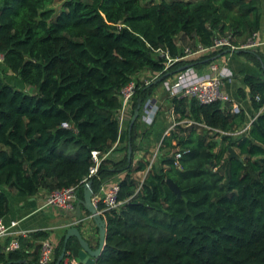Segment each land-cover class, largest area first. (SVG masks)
I'll list each match as a JSON object with an SVG mask.
<instances>
[{"label": "trees", "instance_id": "trees-1", "mask_svg": "<svg viewBox=\"0 0 264 264\" xmlns=\"http://www.w3.org/2000/svg\"><path fill=\"white\" fill-rule=\"evenodd\" d=\"M57 1L62 3L59 11ZM263 4L0 0V217L10 209L6 188L17 196H33L78 185L83 198L87 182L98 193L104 182L124 173L123 204L105 212L106 246L95 264H264L263 76L244 75L257 116L243 132L233 134L249 121L242 109L232 111V102L202 104L168 95L178 124L162 139L161 162L149 168L141 138L149 136L150 127L139 116L131 133L129 126L125 130L123 159H103L90 176L92 152L103 156L115 151L122 87L137 78L142 83V73L162 72L167 59L158 52L177 58L186 47H211L227 35L236 46L246 44L263 27ZM240 52L264 64L263 54ZM194 62L177 61L163 76ZM9 72L35 92L8 82ZM142 84L134 108L162 82ZM231 148L238 157H230ZM139 151L145 155L135 162ZM177 152L182 153L179 165ZM138 172H146L142 182ZM169 178L181 196L169 187ZM32 237L40 241L49 234L38 231ZM64 241L63 236L51 264ZM20 242L19 250L0 254V264L28 257L24 246L29 239L20 237ZM79 249L78 239L70 238L67 251L77 255ZM31 254V264H39L40 244Z\"/></svg>", "mask_w": 264, "mask_h": 264}, {"label": "built area", "instance_id": "built-area-1", "mask_svg": "<svg viewBox=\"0 0 264 264\" xmlns=\"http://www.w3.org/2000/svg\"><path fill=\"white\" fill-rule=\"evenodd\" d=\"M260 30L255 32L253 36L249 39V41L241 46H236L232 41L230 35L220 36L216 39L213 46L204 48L200 47L202 50H208L211 48H216L218 50L224 49H232V50H241V49H249L253 46L257 45V39H259ZM192 49L190 47H186L184 53L186 52L188 55L192 53ZM234 52V51H232ZM161 56L167 59V64L162 72L157 74L150 75V77L145 78L144 80L140 79L144 85H149L154 81H157L160 77H164L163 73L166 72L174 63L177 61L183 60L184 56H180L177 58H172L169 56L168 52L162 51L158 52ZM3 60V55L0 54ZM181 69V68H180ZM177 70L172 76L163 78L162 85L164 89L168 92V95L173 97H188L195 98L202 104H210L217 101L223 102H232L230 96L225 93L224 84L226 81V77L229 76V69L224 66L220 68L218 64L213 63L211 66L209 65V69L207 71H201L196 69L194 66H188L185 69ZM211 71H214L213 74ZM144 81V82H143ZM139 83L138 78L131 80L128 84L122 87L120 91V99L122 102V108L119 112V129L121 137L122 133L127 129L130 125V121L133 117L134 111L136 108L134 105V98L137 94L138 89L143 85ZM257 100H260L259 96H256ZM140 117L144 124L151 126L161 108V102L156 98V96H150L145 101L140 102ZM241 107L238 104H232L233 112H240ZM171 114L173 118V122L166 129L165 135H170L172 130L178 124L176 121V114L173 109H171ZM255 118L251 119L247 126L241 130L237 131L234 134H239L246 130L251 122ZM189 123H194L189 120ZM63 125L65 127H70V123L64 122ZM224 133L223 131H220ZM161 145H159L160 148ZM158 148V149H159ZM93 159L95 161V166H93L90 170V176L96 174L98 172V167L103 159H105L106 155L99 156L98 151L92 152ZM182 153H176V164L179 165L178 160L180 159ZM157 158V154L150 159L149 168L155 162ZM120 181H112V182H104L98 193H95L92 200L93 203L97 206L102 204L103 207L101 209L98 208L99 212L103 214L105 217V212L110 210H117L123 204V201L119 199L120 193ZM79 186L71 185L62 188H57L48 193L46 198V205L55 207L64 211H75L76 203L79 198L78 196ZM88 219H92L91 216L87 217ZM87 218L78 219L74 222L75 225L82 226L85 224ZM18 225V221H11L10 224L6 223L3 217H0V239L3 237H10V242L6 246V251L12 252L19 250L21 248L20 237L28 235L27 231H16L15 228ZM55 250L56 245L51 241V239L46 238L40 240V258L39 264H51L55 259ZM1 252V250H0ZM80 262L77 260V257L72 254L71 251H66V254L62 260L61 264H79Z\"/></svg>", "mask_w": 264, "mask_h": 264}, {"label": "crops", "instance_id": "crops-1", "mask_svg": "<svg viewBox=\"0 0 264 264\" xmlns=\"http://www.w3.org/2000/svg\"><path fill=\"white\" fill-rule=\"evenodd\" d=\"M257 42V45L248 49L250 53L256 54L257 52H255V50L257 48H261L262 50H264V18L263 27L260 30V35L259 39H257ZM200 47L203 46H199L196 49H193L192 53L189 55L185 52L186 55L183 60L195 61L194 64L189 63L186 67L194 66L198 70L207 71L209 69V65L211 66L213 63L218 64L220 68L226 66L229 69L230 73L229 76L226 77V81L224 84L225 93L230 96L232 104H238L241 107V109L245 112L248 121L257 116L256 111L252 107L250 89L244 83V75L253 74L264 77V64L255 63L254 59L245 56L240 51L230 52L229 49L220 51L216 48L202 50ZM215 52H217V54H214ZM211 72L215 74L214 71ZM139 76L140 78L141 76H145V78L150 77V75H148L147 73H142ZM162 88L163 89H160L158 86L155 89L154 93L151 95L156 96V98L161 102V108L154 123L151 126L147 125L150 127L148 130V132L150 133L149 136H143L141 138V141L144 142V145H146L148 142H151L152 144L157 143L158 146L162 145V139L167 136L165 135V131L173 122L170 104L167 98L168 92L164 89L163 85ZM163 91H166V93L164 94ZM156 125L157 127H155ZM222 134L227 133L224 132ZM126 143L127 137L124 131L114 146L115 151L112 150L109 153L105 154V158L109 157L114 160L123 159L126 153L123 147ZM151 143H149L150 147L152 146ZM141 156L142 151H139L135 160H138V158ZM123 176L124 173L117 174L106 181V183L112 181H120ZM6 192L9 196L10 209L7 215L3 218L8 224H10V222L13 220L18 221V225L15 230L27 231L28 235L21 237L29 239V242H27L24 246L25 251L28 252V257L25 259H21V262L14 261L12 264H31L30 260L34 258V255L31 253L32 251H35L37 245L40 244L39 240L32 237V233L38 231L47 232L49 234L48 238L51 239V241H53V243L57 247L61 238L63 236L65 237V234L69 227L79 226L75 225L74 222L76 221V218L72 217L71 211H64L46 205V198L49 193L46 190H41L33 196H17L13 191H9L7 188ZM83 215L85 218L90 215L85 208H83ZM81 228L85 237L88 238L90 246L93 249H96L99 246V230L94 220H90L87 218L85 224H83ZM10 239V237H3L0 239V254L5 253V255H7L6 246L10 242ZM3 260L4 259H2V261Z\"/></svg>", "mask_w": 264, "mask_h": 264}, {"label": "water", "instance_id": "water-1", "mask_svg": "<svg viewBox=\"0 0 264 264\" xmlns=\"http://www.w3.org/2000/svg\"><path fill=\"white\" fill-rule=\"evenodd\" d=\"M230 52L236 51L239 52L240 50H232L229 49ZM187 68L186 66L182 67L181 69ZM180 69V70H181ZM168 76V75H166ZM164 77H160L155 83H159L163 80ZM140 109H141V104H139L133 114V117L130 121L129 125V132L131 133L135 122L139 118L140 115ZM129 159H131L132 156V147L131 143L129 144ZM239 154L237 151L233 148L230 149V157H238ZM167 183L169 187L177 193L179 196H181V190L179 186L171 179H167ZM94 191L92 188V181H89L85 184L84 186V197L83 198H78L77 203H76V208L75 211H71L72 217L78 218V219H84L83 215V208L86 209V211L90 214L91 218L94 220L98 230H99V246L96 249H93L90 246L89 240L85 235L83 234V230L81 226H72L69 227L66 234H65V241H64V248L62 253L58 256L56 263L55 264H61L62 260L66 254L67 251V244L70 238L76 237L80 243V249L78 250L77 253V260L80 263L83 264H95L96 260L98 257L102 254L105 246H106V240H107V222L101 212H99L97 206L93 203V196H94ZM15 262H21L20 260H17Z\"/></svg>", "mask_w": 264, "mask_h": 264}, {"label": "rangeland", "instance_id": "rangeland-1", "mask_svg": "<svg viewBox=\"0 0 264 264\" xmlns=\"http://www.w3.org/2000/svg\"><path fill=\"white\" fill-rule=\"evenodd\" d=\"M150 1H152V2H160V1H162V0H142V2L143 3H148V2H150ZM61 2L60 1H57V2H55L54 3V7H55V9H56V11H59V9H60V7H61ZM257 53H260V54H263L264 55V50H262L261 48L260 49H256L255 50ZM258 57V56H257ZM0 58L2 59V57L0 56ZM0 59V60H1ZM2 61V60H1ZM10 73V72H9ZM140 79H142V80H144L145 79V76H141V78ZM6 80L8 81V82H10L12 85H14V86H16V87H18V88H20V89H23V90H25V91H28L29 93H34L35 92V90H34V88H32V87H30V86H28V85H26L25 83H23V81L18 77V76H16L15 74H13V73H10V74H7L6 75ZM159 88L160 89H163L162 88V84H160L159 85ZM163 93L165 94L166 93V91H163ZM155 127H157V125L155 126ZM142 143H144V142H142ZM149 143H151V142H148L147 144H146V151H148V154H146L147 155V158H149L148 160H150L151 158H153V156L155 155V153L157 154V158H156V160H155V162H156V164H158L159 162H161L160 160H161V156L163 155V153L164 152H161L160 151V148H159V146L157 145V143L156 144H152V146L150 147L149 146ZM159 148V149H158ZM142 155H145V152L143 151L142 152ZM138 159H140V157L138 158ZM137 160H135V162H136ZM154 162V163H155ZM145 176H146V172H138L137 174H136V177L138 178V180L139 181H143L144 180V178H145Z\"/></svg>", "mask_w": 264, "mask_h": 264}, {"label": "clouds", "instance_id": "clouds-1", "mask_svg": "<svg viewBox=\"0 0 264 264\" xmlns=\"http://www.w3.org/2000/svg\"><path fill=\"white\" fill-rule=\"evenodd\" d=\"M248 50V49H247ZM95 194V193H94ZM90 216V215H89Z\"/></svg>", "mask_w": 264, "mask_h": 264}]
</instances>
